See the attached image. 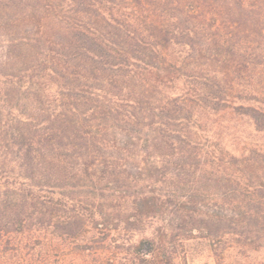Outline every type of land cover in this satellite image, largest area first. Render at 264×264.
I'll list each match as a JSON object with an SVG mask.
<instances>
[{"label":"trees","instance_id":"obj_1","mask_svg":"<svg viewBox=\"0 0 264 264\" xmlns=\"http://www.w3.org/2000/svg\"><path fill=\"white\" fill-rule=\"evenodd\" d=\"M0 264H264V0H0Z\"/></svg>","mask_w":264,"mask_h":264}]
</instances>
